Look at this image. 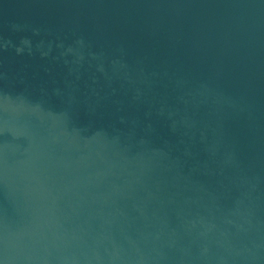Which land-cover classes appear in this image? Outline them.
Here are the masks:
<instances>
[{
  "label": "water",
  "instance_id": "water-1",
  "mask_svg": "<svg viewBox=\"0 0 264 264\" xmlns=\"http://www.w3.org/2000/svg\"><path fill=\"white\" fill-rule=\"evenodd\" d=\"M0 264H264V0H0Z\"/></svg>",
  "mask_w": 264,
  "mask_h": 264
}]
</instances>
